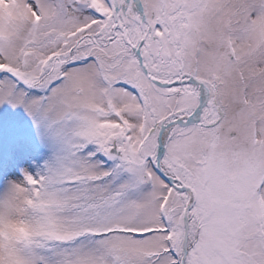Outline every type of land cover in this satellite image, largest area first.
Wrapping results in <instances>:
<instances>
[{
	"label": "snow or ice",
	"instance_id": "snow-or-ice-1",
	"mask_svg": "<svg viewBox=\"0 0 264 264\" xmlns=\"http://www.w3.org/2000/svg\"><path fill=\"white\" fill-rule=\"evenodd\" d=\"M0 264H264V0H0Z\"/></svg>",
	"mask_w": 264,
	"mask_h": 264
}]
</instances>
